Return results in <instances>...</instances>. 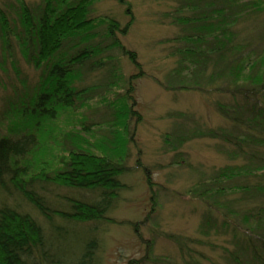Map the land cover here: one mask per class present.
I'll return each instance as SVG.
<instances>
[{
  "label": "trees",
  "instance_id": "1",
  "mask_svg": "<svg viewBox=\"0 0 264 264\" xmlns=\"http://www.w3.org/2000/svg\"><path fill=\"white\" fill-rule=\"evenodd\" d=\"M179 2L181 9L185 3L193 11L175 20L186 29L176 38L187 43L174 50L182 54L180 65L194 76H202L211 65L208 82L224 78L239 89L231 103H217L235 135L213 130L199 135L231 140L245 162L217 170L199 196L214 209H225L220 225L236 245L226 249L228 263L264 264V0ZM20 3L23 34L17 40L41 75L32 93L10 99L0 112V264H102L96 232L98 223L111 220L108 213L126 189L121 177L128 169L129 143L134 140L129 120L137 114L135 85L131 76L125 93L102 100L115 115L114 129L96 144L88 138L95 123L80 108L104 84L84 88L77 84L84 80L83 68L88 75L110 61L116 66L119 58L110 51L118 50L137 63L136 53L117 36L125 34L130 23L121 26L109 16L90 17L93 0H42L37 11H31L23 0ZM127 12L131 15L130 7ZM251 19L255 20L244 24L241 34L237 26ZM0 24L2 35L8 38L11 27L1 8ZM102 26L104 32L99 31ZM99 35L104 38L97 42ZM113 75L106 83L108 90L120 80L118 67ZM63 127L68 128L65 133ZM64 135L67 147L59 146L66 153L50 171L51 143ZM95 148L100 151L96 153ZM222 180L228 184L220 185ZM60 188L66 192L55 191ZM212 212L203 221V232L219 225ZM79 224L98 227L90 226L84 233ZM76 232L94 237L68 248L77 244L68 245L70 238H77ZM173 239L182 256L190 259L184 258V264H202L188 252L184 254L180 238Z\"/></svg>",
  "mask_w": 264,
  "mask_h": 264
},
{
  "label": "rangeland",
  "instance_id": "2",
  "mask_svg": "<svg viewBox=\"0 0 264 264\" xmlns=\"http://www.w3.org/2000/svg\"><path fill=\"white\" fill-rule=\"evenodd\" d=\"M21 1L0 0V8L11 27L5 38L0 24V112L8 106L10 99L32 93L41 75V70L27 59L17 40L18 35L23 34ZM23 2L31 11L42 6V0ZM127 7H130L131 15ZM182 8L179 0H93L91 5L90 17L109 16L121 26L130 23L127 32L117 36L128 50L136 53L138 60L137 64L118 50L110 51L111 56L119 58L116 66L110 61L106 67L88 75L83 68L84 80L77 84L80 88L104 84L92 94L85 108H80L85 117L95 123L88 138L96 144L110 137L114 129L115 115L103 105L104 98L111 101L116 93H125L131 76L135 85L133 95L137 114L129 120V131H134V140L129 143L128 169L121 177L126 189L108 213L113 221L98 223L96 232L101 244L98 255L102 264H184V258L190 259L182 256L173 238H180L186 247L184 254L188 252L202 264H229L226 249L236 246L228 230L220 225L225 209H214L211 202L199 196V192L209 187L217 170L242 165L245 158L236 152L231 140H224L222 136H200L199 132L227 131L235 135L217 103H231L233 93L238 94L239 89L224 78L208 82L211 65L202 76H194L189 68L180 65L182 54L174 50L186 46V42H176L186 29L183 30L184 26L175 20H181L180 16H191L193 12L185 3ZM254 20L239 24L238 31L244 34L241 31L244 24ZM99 31L104 32L105 26ZM101 38L104 37L99 35L96 41ZM115 67L121 74L120 80L108 90L106 83L114 79ZM105 90H108L106 94ZM62 121H65L64 116ZM63 128L65 133L68 128ZM64 140L65 135L58 138L60 144L54 140L51 143L53 157H47L50 171L66 153L59 146H64ZM93 151L100 150L95 148ZM220 182L223 186L228 184L226 180ZM55 191L65 193L66 189ZM210 210L219 225L203 232V221L210 215ZM90 226L98 227L96 224H79L78 228L85 233ZM79 234L77 238H70L68 245L70 242L77 244L68 248L75 249L85 238L94 237Z\"/></svg>",
  "mask_w": 264,
  "mask_h": 264
}]
</instances>
